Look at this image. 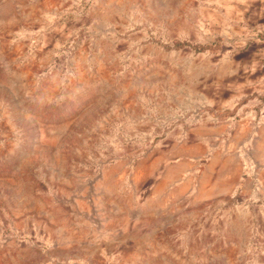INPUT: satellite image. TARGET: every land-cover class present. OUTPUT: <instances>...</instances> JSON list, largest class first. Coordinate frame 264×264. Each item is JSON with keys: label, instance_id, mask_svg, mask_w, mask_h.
<instances>
[{"label": "rangeland", "instance_id": "obj_1", "mask_svg": "<svg viewBox=\"0 0 264 264\" xmlns=\"http://www.w3.org/2000/svg\"><path fill=\"white\" fill-rule=\"evenodd\" d=\"M254 2L0 0V264H264Z\"/></svg>", "mask_w": 264, "mask_h": 264}, {"label": "crops", "instance_id": "obj_2", "mask_svg": "<svg viewBox=\"0 0 264 264\" xmlns=\"http://www.w3.org/2000/svg\"><path fill=\"white\" fill-rule=\"evenodd\" d=\"M253 1H258V2H254L255 3L254 5H257L254 8H256V9L261 11V15H260V17H261V27H262V29H264V0H253ZM258 48L260 50L259 51V55L260 56H264V47L263 46H259ZM261 78H263V77H261Z\"/></svg>", "mask_w": 264, "mask_h": 264}]
</instances>
